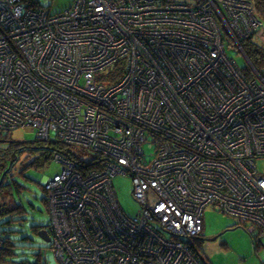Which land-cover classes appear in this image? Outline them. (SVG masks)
<instances>
[{
	"label": "built area",
	"instance_id": "obj_1",
	"mask_svg": "<svg viewBox=\"0 0 264 264\" xmlns=\"http://www.w3.org/2000/svg\"><path fill=\"white\" fill-rule=\"evenodd\" d=\"M248 39L264 47L254 0H73L59 12L0 0V138L29 128L100 162L54 154L63 170L44 188L61 264H213L198 245L208 207L264 245V66Z\"/></svg>",
	"mask_w": 264,
	"mask_h": 264
},
{
	"label": "rangeland",
	"instance_id": "obj_2",
	"mask_svg": "<svg viewBox=\"0 0 264 264\" xmlns=\"http://www.w3.org/2000/svg\"><path fill=\"white\" fill-rule=\"evenodd\" d=\"M42 6L49 7L52 12H59L67 9L73 0H37ZM263 0H254L259 17L264 22ZM229 53L241 67L247 66V60L244 55L230 48ZM36 132L29 128L15 130L12 134L14 141L31 143L36 140ZM10 142L0 141V148L5 149ZM68 149L72 147L67 146ZM147 154L153 150L152 143H146ZM86 159L92 157V153L80 151ZM19 159L12 168L11 176L23 187L21 192H15V202L23 206V214L15 215V222L11 226L1 224L0 229L11 228L15 230L11 233L16 239L15 255L8 262L0 264H23L22 262H38L41 260L44 264H61L56 253L52 249L51 242L42 238L38 233L32 230L36 224L44 225L48 228L50 224V213L45 201L46 191L44 181L47 177H53L63 170V163L57 159L45 166L26 167V164L32 161L37 154L24 152L19 154ZM2 157L10 158L8 154ZM4 161V160H0ZM262 168L264 160L260 161ZM113 184L117 193L119 202L125 212L129 215H135L139 211V204L133 197L132 178L130 175H116L113 177ZM2 200L9 201L11 198L6 193ZM18 221V219H20ZM7 219V218H5ZM202 238L198 245L201 252L213 264H264V245H258L257 249L252 241V236L243 226H238L237 221L213 207H208L204 214V229L201 233Z\"/></svg>",
	"mask_w": 264,
	"mask_h": 264
},
{
	"label": "trees",
	"instance_id": "obj_3",
	"mask_svg": "<svg viewBox=\"0 0 264 264\" xmlns=\"http://www.w3.org/2000/svg\"><path fill=\"white\" fill-rule=\"evenodd\" d=\"M264 5V0L262 1ZM257 11L259 7L256 6ZM264 13V12H263ZM242 45L247 52L248 56L250 57L251 61L255 65L256 68L261 70L264 66V47L259 45L257 42L248 39L242 42ZM252 72V71H251ZM249 71V73H251ZM0 141L10 142L9 146L5 149L0 148V220H3L1 224L11 226L13 222H15V215L16 214H23L24 208L18 202H15V192H21L22 185L19 184L10 174L12 168L15 166V162L19 159V154L24 152H30L33 154H37V156L26 164V167L35 166H45L53 160L54 154L57 151H60L71 158L82 160L84 164L87 166H94L99 165L100 162L97 160V157H91L88 160L81 159L78 154L73 153L72 149H68L66 144L61 141L57 140H50L47 142H43L42 140L36 139L34 142L25 143V142H18L14 141L13 139H3L0 138ZM3 155L8 154L10 158H3ZM93 156V155H92ZM8 194L11 198L9 201L4 199L2 200V196H6ZM47 203V200L45 198ZM48 206V204H47ZM7 218V219H5ZM18 219V221H20ZM50 224L48 225V227ZM45 227L44 225L36 224L32 226V230L35 233H38L40 229ZM48 229V228H46ZM15 230L11 228L0 229V262H8L10 258L15 255V247H16V239L11 234L14 233ZM202 238H199L201 241ZM257 249V246L255 247ZM23 264H44L41 260L38 262H22Z\"/></svg>",
	"mask_w": 264,
	"mask_h": 264
},
{
	"label": "water",
	"instance_id": "obj_4",
	"mask_svg": "<svg viewBox=\"0 0 264 264\" xmlns=\"http://www.w3.org/2000/svg\"><path fill=\"white\" fill-rule=\"evenodd\" d=\"M38 234L47 241L51 240L48 230L44 227L38 231Z\"/></svg>",
	"mask_w": 264,
	"mask_h": 264
}]
</instances>
